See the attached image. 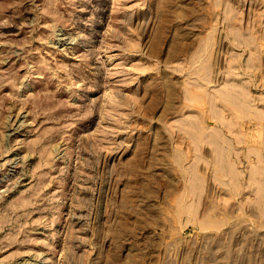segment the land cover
<instances>
[{"label":"rangeland","instance_id":"obj_1","mask_svg":"<svg viewBox=\"0 0 264 264\" xmlns=\"http://www.w3.org/2000/svg\"><path fill=\"white\" fill-rule=\"evenodd\" d=\"M0 264H264V0H0Z\"/></svg>","mask_w":264,"mask_h":264}]
</instances>
